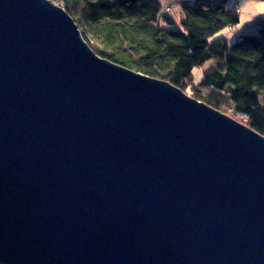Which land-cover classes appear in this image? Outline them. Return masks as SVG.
I'll use <instances>...</instances> for the list:
<instances>
[{"label": "water", "instance_id": "water-1", "mask_svg": "<svg viewBox=\"0 0 264 264\" xmlns=\"http://www.w3.org/2000/svg\"><path fill=\"white\" fill-rule=\"evenodd\" d=\"M0 264H264V136L0 0Z\"/></svg>", "mask_w": 264, "mask_h": 264}, {"label": "trees", "instance_id": "trees-1", "mask_svg": "<svg viewBox=\"0 0 264 264\" xmlns=\"http://www.w3.org/2000/svg\"><path fill=\"white\" fill-rule=\"evenodd\" d=\"M52 1L103 44H89L102 57L168 81L219 111H232L264 136V16L254 20L256 32L228 43L212 39L240 23L229 0L182 1L180 23L163 13L159 0ZM209 61L215 64L195 83V68Z\"/></svg>", "mask_w": 264, "mask_h": 264}, {"label": "rangeland", "instance_id": "rangeland-1", "mask_svg": "<svg viewBox=\"0 0 264 264\" xmlns=\"http://www.w3.org/2000/svg\"><path fill=\"white\" fill-rule=\"evenodd\" d=\"M159 1L163 9V13H167L172 18H174L177 22L180 23L184 15L180 2L186 1V0H159ZM53 3H55L56 5L58 4L56 2H53ZM58 6L62 8L60 4H58ZM229 6H234L235 11L239 13L240 23L235 27H231V28L229 27V28L222 30L215 37H213L212 41L220 39V38H224L226 39L228 43H233L237 40H240L239 39L240 34L256 32L258 28L254 24V20L258 17L264 16V0H229ZM79 27L80 29L82 28L81 25ZM81 30H83L86 33L85 42L88 45L89 44L95 45V47L97 48L104 47L103 44L99 40L95 39L89 31H86L85 29H81ZM213 64H215L214 61H209L202 67L195 68L194 70L195 83H198L201 81V79L203 78L204 70L212 66ZM223 113L227 114L228 116L232 115L231 117L237 121L239 120V122L245 121L244 117L233 115L232 111H228L227 113L223 112Z\"/></svg>", "mask_w": 264, "mask_h": 264}, {"label": "bare ground", "instance_id": "bare-ground-1", "mask_svg": "<svg viewBox=\"0 0 264 264\" xmlns=\"http://www.w3.org/2000/svg\"><path fill=\"white\" fill-rule=\"evenodd\" d=\"M77 24V23H76ZM79 27V26H78ZM79 30L81 31V29H80V27H79ZM81 34H82V38H83V40L85 41V38H84V36H83V33H82V31H81ZM100 57H102L101 55H100ZM103 59H107V58H105V57H102ZM109 60V59H108ZM111 61V60H110ZM227 115V114H226ZM230 116V115H229ZM231 117V116H230Z\"/></svg>", "mask_w": 264, "mask_h": 264}, {"label": "built area", "instance_id": "built-area-1", "mask_svg": "<svg viewBox=\"0 0 264 264\" xmlns=\"http://www.w3.org/2000/svg\"><path fill=\"white\" fill-rule=\"evenodd\" d=\"M58 5V4H57Z\"/></svg>", "mask_w": 264, "mask_h": 264}]
</instances>
